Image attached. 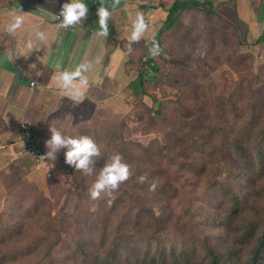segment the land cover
Returning <instances> with one entry per match:
<instances>
[{"label": "rangeland", "instance_id": "374dc122", "mask_svg": "<svg viewBox=\"0 0 264 264\" xmlns=\"http://www.w3.org/2000/svg\"><path fill=\"white\" fill-rule=\"evenodd\" d=\"M173 1L161 0V54L151 57L147 46L136 68L129 58L132 76L145 71L142 99L132 94L138 84L129 86L122 114L100 117L89 135L102 153L97 170L119 153L133 175L114 198L91 200L87 190L95 174L84 175L65 161L58 173L41 178L0 172V224L15 227L0 225V264H59L76 245L93 250L102 237L108 245L125 225L131 252L161 239L166 249L195 250L200 257L206 239L216 250H234V264L251 259L255 239L243 240L251 235L248 228L256 226V237L264 226V163L248 168L250 146L243 148L244 158L234 143L245 124L253 132L264 127V40L254 44L264 30L233 28L231 6L211 3L183 12L184 33L166 32L163 9ZM144 2V8L151 5ZM233 86L239 118L217 99ZM140 175L148 177L143 184ZM153 181L157 188L150 192ZM227 194L238 197L234 211ZM58 234L57 250L49 251Z\"/></svg>", "mask_w": 264, "mask_h": 264}, {"label": "crops", "instance_id": "0c3cea01", "mask_svg": "<svg viewBox=\"0 0 264 264\" xmlns=\"http://www.w3.org/2000/svg\"><path fill=\"white\" fill-rule=\"evenodd\" d=\"M144 1L83 0L89 13L80 32L75 27L65 31L55 27V15L69 0H0V172L41 178L58 173L59 165L65 161L66 150L61 149L55 161L35 170L22 143V122L33 128L47 152L45 141L51 138L50 124L67 135L89 136L95 131L97 119L122 114L127 106L126 91L137 84L138 78L137 72L131 75L129 58L137 56L139 42H148L160 29L161 0H150L146 8ZM208 1L231 6L233 28L241 25L248 30H264V0ZM100 4L111 13L109 34L104 40L95 35L100 30L96 15ZM19 6L27 15L22 26L9 34L6 29L13 19L10 12ZM137 13L144 16L148 31L138 43L131 44L133 51L129 54L131 24ZM36 31L44 32L45 39L37 40ZM28 41L35 45L32 50L26 47ZM88 63L94 66L86 73L90 83L77 103L58 89L52 77L57 64L60 70H75ZM33 81L35 86L30 85Z\"/></svg>", "mask_w": 264, "mask_h": 264}, {"label": "trees", "instance_id": "16d2710c", "mask_svg": "<svg viewBox=\"0 0 264 264\" xmlns=\"http://www.w3.org/2000/svg\"><path fill=\"white\" fill-rule=\"evenodd\" d=\"M212 2L210 1H199V0H174L168 8L163 9L166 12V17L162 23L163 29H167L170 33L174 32H182L184 33L185 25L183 22V12L186 10H193L197 8H207L211 5ZM160 7L162 8V5L160 3ZM211 7V6H210ZM182 30V31H181ZM264 33V31H263ZM161 34V26L159 31L147 42L141 41L139 44H137V47L139 48L137 52V56L134 58L131 57L130 60H134V66L135 68L140 65V61L142 59L141 55H144L145 49L147 46L153 45V42L159 44V38ZM263 38L258 39L254 44H262ZM142 49V50H141ZM135 53V52H134ZM138 58V59H137ZM139 60V65H137V61ZM143 62V60H142ZM149 63V61H146ZM137 66H136V65ZM140 67V66H139ZM151 70L154 72L156 70L155 65H151ZM145 73V71H144ZM143 70L140 71L137 78V84L138 88L136 92H139V96L137 93L134 95V99H142L141 97L144 94V87L142 86L143 81ZM153 77V75H151ZM233 89L231 93L227 97H217V99L224 100L229 108H233V112L236 116V118H239L240 116L236 114L235 108L239 107L240 103L235 104V101L233 100V94L237 93L239 90L238 88L236 91ZM135 91V90H134ZM240 99H238V102H241ZM253 102V101H252ZM253 106L250 108L252 109ZM242 108V107H241ZM248 128V129H247ZM242 130L240 133L238 132L236 134L235 139V147L240 150L241 153L240 156L244 157L247 156V153L243 150L246 146H250V149L252 150V156L248 158H245L248 163V168L250 166L253 167V169L256 167L257 164L264 163V127H262L260 130L253 132L252 126H246V124L240 129ZM258 136V141H254V137ZM257 172V170H255ZM229 196V201H226L230 204L231 211H234L238 206V197L233 194H227ZM127 197V196H126ZM122 201V200H121ZM159 221L158 219H156ZM1 221V219H0ZM3 229L9 231V229L15 227L7 226L3 223L0 224ZM5 227V228H4ZM118 227V226H117ZM128 225H125L124 227L120 228V226L117 229V232L112 236V241L107 244V239L100 240L99 244L94 247L93 250H85V248L79 247V245H76L72 251L63 259L59 264H67L66 262H71V264H193L191 261H194L196 259V264H234V261H232L234 254L233 251L230 248H225L223 250H216L213 245L208 243L206 239H203L200 244V251L201 256L196 257V254H198L195 250H193L194 254H190L189 251L185 250H176L175 248L166 249L164 245V241L161 239H154L151 240L148 245L146 246V251H141L139 247L135 249V252L129 251V248L131 246V235L129 230L127 229ZM13 229V230H14ZM256 229H253V227H250L246 230L252 231L250 232L251 235L243 240V243L250 244L252 241H254V245L250 251V260L247 261L246 264H264V226L262 229H260L259 234L254 237L253 231ZM130 235V236H129ZM105 238L106 236L103 235ZM255 239L250 241L251 239ZM55 240L52 242V245L50 246L49 251L54 249L57 250L56 247L61 242V239L59 238V234L57 235ZM210 240V239H209ZM78 242V241H77ZM80 242V241H79ZM160 246L159 249H156L155 251H151V247L153 246ZM48 251V252H49ZM21 252V250H20ZM49 254V253H48ZM122 260V261H121ZM1 263V262H0Z\"/></svg>", "mask_w": 264, "mask_h": 264}, {"label": "clouds", "instance_id": "9594fccd", "mask_svg": "<svg viewBox=\"0 0 264 264\" xmlns=\"http://www.w3.org/2000/svg\"><path fill=\"white\" fill-rule=\"evenodd\" d=\"M116 2L118 3L119 0H116ZM100 5L96 12L100 30L95 35L104 40L109 34L108 21L111 18V13L102 4ZM88 13V6L83 0H69V2L61 6L59 14L55 15V19L58 21L55 27L59 31H65L75 27L77 31L82 32L84 30L83 24L88 17ZM10 15L13 19L6 29L9 34L14 33L22 26L24 17L27 14L19 6V8L11 10ZM147 31L148 24L144 16L137 13L131 24V35L128 45L129 54L133 51L131 44L138 43ZM35 36L40 41L45 39V33L42 31H36ZM26 47L28 50H32L35 45L32 41H28ZM148 51L149 55L153 58L161 54V48L155 42H153L152 47ZM12 58L14 59V57ZM93 67L91 63H88L81 64L75 70L69 68L60 70V65L57 64V72L52 79L64 95L69 96L73 101L79 103L85 95L83 89L90 83L86 73L91 71ZM35 84L36 82L33 81L34 86ZM48 130L51 133V138L45 141V146L48 151L40 156L39 160L55 161L57 153L61 149H65L64 155L67 165L74 167L76 171L87 176L95 174V181L87 190V195L91 200H98L102 196L114 198L113 194L119 189L120 185L128 181L133 175L130 170V165L124 162L123 156L119 153L112 154L106 160L104 167L97 170L94 165L102 153L93 137L79 134L67 135L58 127L51 124ZM136 179L138 183L143 184L147 181L148 177L147 175H140ZM156 188L157 182L153 181L149 187V191L154 192ZM153 211L159 215L158 209L154 208Z\"/></svg>", "mask_w": 264, "mask_h": 264}, {"label": "built area", "instance_id": "2783aa9c", "mask_svg": "<svg viewBox=\"0 0 264 264\" xmlns=\"http://www.w3.org/2000/svg\"><path fill=\"white\" fill-rule=\"evenodd\" d=\"M56 22L58 23V21ZM30 85L32 86L33 82L30 83ZM19 129L25 153L31 158L33 168L35 170H40L42 168L47 167L49 165L48 160H39V157L44 155L46 151L39 144V141L33 131V128L28 123L22 122L19 125Z\"/></svg>", "mask_w": 264, "mask_h": 264}]
</instances>
